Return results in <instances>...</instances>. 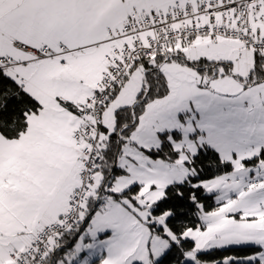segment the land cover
Returning a JSON list of instances; mask_svg holds the SVG:
<instances>
[{"label":"snow or ice","instance_id":"snow-or-ice-1","mask_svg":"<svg viewBox=\"0 0 264 264\" xmlns=\"http://www.w3.org/2000/svg\"><path fill=\"white\" fill-rule=\"evenodd\" d=\"M0 264H264V0H0Z\"/></svg>","mask_w":264,"mask_h":264}]
</instances>
